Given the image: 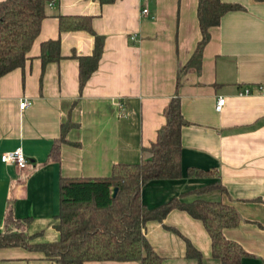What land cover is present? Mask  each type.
<instances>
[{"label":"crops","instance_id":"obj_1","mask_svg":"<svg viewBox=\"0 0 264 264\" xmlns=\"http://www.w3.org/2000/svg\"><path fill=\"white\" fill-rule=\"evenodd\" d=\"M199 1L58 0L47 5L25 65L0 79V232L13 209L29 219L33 242L59 241L61 179L107 177L117 163L142 162L166 124L164 110L179 94L190 122L182 130L183 176L147 182L142 200L150 208L173 198L233 205L243 220L225 229V236L248 253L242 264H264V92L257 88L264 84V0H223L243 8L226 13L211 28L200 70L186 71L202 39ZM77 16H91L93 29L105 38L99 67L83 89L76 56L91 55L95 37L87 30L60 28L61 17ZM54 39L60 40L62 59L44 65L42 45ZM245 88L253 94L240 95ZM221 96L226 101L218 110ZM24 98L31 105L22 110ZM63 125L69 126L64 139ZM17 148L29 159L24 168L1 160ZM190 168L207 173L189 177ZM216 182L222 187L194 193ZM146 232L162 264H221L203 222L184 210L149 221ZM188 241L201 258L188 255ZM0 264L58 263L40 250L12 245L0 247Z\"/></svg>","mask_w":264,"mask_h":264},{"label":"trees","instance_id":"obj_2","mask_svg":"<svg viewBox=\"0 0 264 264\" xmlns=\"http://www.w3.org/2000/svg\"><path fill=\"white\" fill-rule=\"evenodd\" d=\"M58 0H2L0 1V79L10 71L25 65L33 43L37 39L47 5ZM112 3L115 0H100ZM243 6L223 0H200L198 18L202 39L184 70H200L203 51L211 39V28L221 23L223 16ZM61 30H87L95 37L91 55L76 56L80 62V88L97 70L104 51L105 38L95 32L91 16L61 17ZM43 64L62 59L60 40L42 45ZM180 74L178 86H180ZM166 124L158 137L145 149L149 156L136 164L117 163L112 174L99 178L61 179V207L57 229L61 238L53 243H35L34 235L27 231L28 218H19L10 209L5 218V229L0 232V247L20 245L40 250L49 260L58 264H86L90 261H138L140 264H162L163 257L150 243L146 227L152 220L163 221L173 209L188 212L203 222L212 240L213 255L221 264H242L248 254L240 243L225 236V229L240 225L243 218L230 204L196 199L184 202L173 198L155 208L142 200V188L157 179H176L183 176L182 130L190 122L184 117L181 99L177 94L164 110ZM69 126L63 125L62 139ZM59 145L53 150L58 155ZM207 173L190 168L188 176ZM214 187L213 183L194 193H203ZM118 192L113 197V189ZM15 224L14 228L10 225ZM11 228V231L9 229ZM188 255L201 258V252L188 241Z\"/></svg>","mask_w":264,"mask_h":264},{"label":"built area","instance_id":"obj_3","mask_svg":"<svg viewBox=\"0 0 264 264\" xmlns=\"http://www.w3.org/2000/svg\"><path fill=\"white\" fill-rule=\"evenodd\" d=\"M142 13L144 15H148L149 14V9L148 8H144L142 10ZM133 40L136 39V36H132L131 37ZM257 88L259 90H261L262 92H264V84L257 86ZM249 94H253V90L251 88H245L243 91L240 92V95H249ZM225 101L226 98L225 97H219L218 101H217V109L221 110L223 108V106L225 105ZM31 105V101L27 98H24L21 100L20 102V108L22 110L27 109L29 106ZM1 160L4 163H8V164H15L18 167L24 168L29 164V159L27 158V156L25 155L24 151L22 148H17L13 151H9L4 153L1 156Z\"/></svg>","mask_w":264,"mask_h":264},{"label":"water","instance_id":"obj_4","mask_svg":"<svg viewBox=\"0 0 264 264\" xmlns=\"http://www.w3.org/2000/svg\"><path fill=\"white\" fill-rule=\"evenodd\" d=\"M117 192H118V188H114V189H113V197L116 196Z\"/></svg>","mask_w":264,"mask_h":264},{"label":"rangeland","instance_id":"obj_5","mask_svg":"<svg viewBox=\"0 0 264 264\" xmlns=\"http://www.w3.org/2000/svg\"><path fill=\"white\" fill-rule=\"evenodd\" d=\"M147 154L149 155L150 153L147 151ZM14 226H16L15 224H11L10 227L14 228ZM11 228L9 229V231H11Z\"/></svg>","mask_w":264,"mask_h":264}]
</instances>
